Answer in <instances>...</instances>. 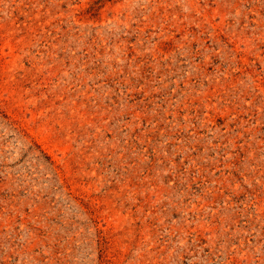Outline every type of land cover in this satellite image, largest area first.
<instances>
[{
  "label": "rangeland",
  "instance_id": "rangeland-1",
  "mask_svg": "<svg viewBox=\"0 0 264 264\" xmlns=\"http://www.w3.org/2000/svg\"><path fill=\"white\" fill-rule=\"evenodd\" d=\"M0 264H264V0H0Z\"/></svg>",
  "mask_w": 264,
  "mask_h": 264
}]
</instances>
